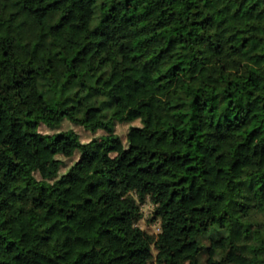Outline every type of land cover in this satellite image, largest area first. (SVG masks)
Instances as JSON below:
<instances>
[{
	"label": "trees",
	"instance_id": "trees-1",
	"mask_svg": "<svg viewBox=\"0 0 264 264\" xmlns=\"http://www.w3.org/2000/svg\"><path fill=\"white\" fill-rule=\"evenodd\" d=\"M2 246L264 264V0H0Z\"/></svg>",
	"mask_w": 264,
	"mask_h": 264
},
{
	"label": "rangeland",
	"instance_id": "rangeland-1",
	"mask_svg": "<svg viewBox=\"0 0 264 264\" xmlns=\"http://www.w3.org/2000/svg\"><path fill=\"white\" fill-rule=\"evenodd\" d=\"M130 125L131 124L122 123V124H118L116 126V132H117V134L122 136L123 141L125 142V144L127 143V133H128L129 128H130ZM72 127L74 129H76V131L81 135V139L84 142L85 141H89L93 137L99 136V135H101L103 133V131H98L96 133L90 132L85 127L73 125L68 120L64 121V123H63V125H62V127L60 129H67V128H72ZM42 129L44 131H49L48 127H46V126H42ZM66 160H67V163H68L69 166L73 162V160H71V159L70 160L66 159ZM69 166H66V167L62 168V170L58 173L57 176H59L62 173L66 172L68 170ZM142 208L144 210V219L139 222V225L142 228L146 229L147 231H149L151 233L159 232V222H153L152 221V209H153L152 204H150L149 202L145 203L144 205H142ZM0 256L2 258H9L11 256V254L8 253L5 250V248L2 246L0 248ZM16 264H39V259L35 255L32 254L29 260H18L16 262ZM81 264H102V263L100 262L99 258L96 255H94L92 257H89V258L85 259V261H83ZM113 264H120V262L116 261ZM152 264H156V263L153 262Z\"/></svg>",
	"mask_w": 264,
	"mask_h": 264
}]
</instances>
